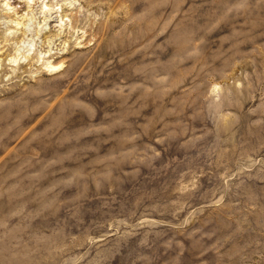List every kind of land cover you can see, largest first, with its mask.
<instances>
[{
	"label": "rangeland",
	"instance_id": "obj_1",
	"mask_svg": "<svg viewBox=\"0 0 264 264\" xmlns=\"http://www.w3.org/2000/svg\"><path fill=\"white\" fill-rule=\"evenodd\" d=\"M3 1L0 264H264V0Z\"/></svg>",
	"mask_w": 264,
	"mask_h": 264
},
{
	"label": "bare ground",
	"instance_id": "obj_2",
	"mask_svg": "<svg viewBox=\"0 0 264 264\" xmlns=\"http://www.w3.org/2000/svg\"><path fill=\"white\" fill-rule=\"evenodd\" d=\"M29 3H30V0H27ZM50 0H43L41 3L42 4H40L42 7H41V12H42V14H44L45 15V18L46 17H48V15H49V17H51V13H53V12H56L58 15H56L55 16V21H57V22H59V28L57 29V28H55V29H52L51 30V28L49 29V30H51L52 32H51V34L50 35H48V38H49V40H48V45L46 46V50H40V51H38L37 53L35 52L34 54H37L36 56V59L38 60V61H42L43 62V66H45V68L49 71V70H56V69H58L61 65H56V64H53L52 63V61H51V59H49L48 58V56H53V54L51 53V51H52V46L53 45H63L61 48H60V50H63L64 48H65V45L67 44V41H69L68 40V37L67 36H69L70 35V33H69V35L67 34L68 32H70L71 30L70 29H72V30H76V28H74V24H70L71 22H73V21H70L71 20V18H67V19H69L68 21L69 22H67V21H64V17L62 16V14H61V12H63V4H65V5H70V6H72L73 5V2L74 1H71V0H68V2L66 3L65 1L63 2V4H60L59 2H58V0H51V2H49ZM1 6H3V7H5L6 8V10L7 11H9V12H13L14 13V15H16L15 16V18H14V23H17L18 25L17 26H19L20 24L22 25V21L24 20V19H26L25 17H26V15L25 14H23V13H21V14H19V12H18V10H16V7L14 6V7H11L10 6V3H9V0H5V1H3V3H1ZM77 16H78V14H77ZM43 17V16H42ZM76 17V16H75ZM77 18V17H76ZM75 18V19H76ZM79 18H80V16H79ZM44 20V19H43ZM47 20H49L50 22L51 21H53L54 20V17L52 18H49V19H47ZM46 19L44 20L45 21V23H46V21H47ZM77 20V19H76ZM40 21V20H39ZM49 22V23H50ZM48 23V22H47ZM74 23V22H73ZM51 24V23H50ZM40 25V24H39ZM51 27H52V25H50ZM49 26V27H50ZM57 26V25H56ZM21 27V26H20ZM19 27V28H20ZM54 27V26H53ZM67 29H69L68 31H67ZM74 30V31H75ZM65 31H67L66 33H65ZM39 32V31H38ZM42 32V31H41ZM73 31H71V36L73 37V34H74V32L72 33ZM76 32V31H75ZM33 39V38H32ZM72 39V38H71ZM84 39V38H83ZM57 41H59L58 43H57ZM75 44L76 45H81L80 43H82L83 41L81 40V38H79V37H77L76 39H75ZM33 43V42H32ZM51 45V46H50ZM18 47V50L19 49H21V47L18 45L17 46ZM32 47V46H31ZM29 51V50H28ZM54 53V52H53ZM33 58H35V56L33 57ZM48 58V59H47ZM13 62V61H12Z\"/></svg>",
	"mask_w": 264,
	"mask_h": 264
}]
</instances>
